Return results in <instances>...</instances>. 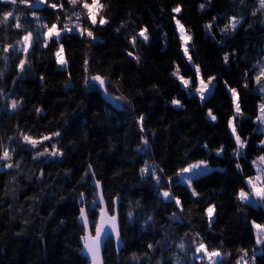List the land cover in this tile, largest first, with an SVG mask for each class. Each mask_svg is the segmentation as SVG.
<instances>
[{
  "label": "trees",
  "instance_id": "obj_1",
  "mask_svg": "<svg viewBox=\"0 0 264 264\" xmlns=\"http://www.w3.org/2000/svg\"><path fill=\"white\" fill-rule=\"evenodd\" d=\"M51 2L62 4L63 10L38 5L37 0L27 6L0 0V14L12 11L23 25L16 29L14 18L0 24V146L14 150L11 161L0 164H18L0 167V264H88L80 254L84 229L77 219L86 206L93 231L99 207L93 204L90 177L77 178L74 171L90 152L91 130L105 145L87 165L102 186L107 211L117 209L120 224V246L106 238L104 264H201L194 257V240L225 254L221 264H237L244 255L241 249L249 264H264V243L257 244L252 226L253 221L264 224V203L246 204L237 198L241 188L248 190L246 179L256 174L253 161L264 156V126L256 119L264 92L254 79L264 67V8L259 0H102L106 7L101 15L109 23L95 27L79 4ZM177 5L179 14L172 11ZM33 12L40 19H34ZM76 12L96 39L64 32L59 43L53 38L44 47L47 29L41 26L71 27ZM174 16L192 37L189 53L201 77L205 82L216 78L206 100L193 93L198 79L184 56ZM233 16L241 20L237 29L221 31ZM210 22L211 31L205 27ZM142 28L148 29L149 41L138 39L133 48L129 40ZM27 32L39 35L21 72L18 64L24 53L5 54L3 46L18 48L17 41ZM61 44L64 69L55 58ZM128 51L139 56V63ZM177 66L191 80L189 89L172 75ZM97 74L106 78V91L94 82L85 83L86 76ZM229 88L239 93V116ZM12 99L21 101L15 110ZM173 99L182 107L172 105ZM209 109L215 121L207 115ZM234 116L238 134L246 141L239 157L228 127ZM55 132L60 135L36 148L21 138L23 133L39 139ZM52 144L62 156L33 159L44 147L51 151ZM221 146L224 151L217 155ZM105 161L113 165L112 172H106ZM198 161H207L211 169L194 178L199 195L193 196L176 173ZM146 164L162 177L161 184L141 175ZM163 191L179 198L182 208L175 200L165 201ZM209 206L215 207L211 223L205 211Z\"/></svg>",
  "mask_w": 264,
  "mask_h": 264
},
{
  "label": "snow or ice",
  "instance_id": "obj_2",
  "mask_svg": "<svg viewBox=\"0 0 264 264\" xmlns=\"http://www.w3.org/2000/svg\"><path fill=\"white\" fill-rule=\"evenodd\" d=\"M3 2L6 3H11L13 5L17 3H22L27 5L31 4V0H3ZM243 3V0H241ZM68 3L73 5L74 7L79 4L80 7H82L85 10V14L87 16L88 22L95 27L97 24L103 26L109 23L108 19H106L101 13L105 9V5L102 3V0H91L89 3L88 0H68ZM260 7L264 8V0H259ZM38 5H46L47 7L51 9H57L60 8L63 10V5L58 4L56 2H51V0H37ZM201 10L204 9V5L202 4ZM173 13L179 14L182 9L179 5H177L175 8L172 9ZM255 14V13H254ZM34 19H40L39 17L36 16L35 12L32 13ZM76 16V22L72 23V26L70 27L69 24H65L63 29L58 28L56 23H53L50 27L47 25H42L41 27L46 28L47 30L43 32V37H44V47H48L49 41L55 38L56 42L59 43V40L64 32H79V34L83 36H87L89 38V41H94L96 37L93 34V31L90 28L84 27L83 24L80 21V13L76 12L74 13ZM15 19L17 22L15 23L14 27L16 29H21L23 27L22 23L20 22V17H14V13L12 11H6L0 14V24H8L10 20ZM57 19H59V16H57ZM173 19L176 22V27L179 32V38L181 40V47L183 49L184 56L187 57L189 64H192V57L189 55L190 51V41L192 37L190 35H187L186 29L184 25L181 24L179 19H176L174 16ZM216 17H213V20H215ZM71 20V18H69ZM241 20L238 19L237 17L233 16L229 18L228 23L225 25L221 31L224 32H229V31H234L237 29V27L240 25ZM212 23L210 22L207 24L205 27L211 31L212 29ZM123 27V24L121 25ZM117 31H120L118 28ZM38 33L34 32H27L25 35L21 37L19 41H17V44L20 45L19 48H14L13 45H4L3 46V53L7 54L10 51H22L24 53V58L20 59L19 64H18V69L23 72L26 68V65L28 64V56L30 55V50L32 48L33 42L36 38H38ZM140 39L142 40L143 43H147L149 41V35H148V29L147 28H142L138 33L135 35H132L129 43L133 46V48L136 46L137 40ZM128 56L132 57V59L136 60L137 63H139V56H136L133 54L132 51H128ZM56 57V63L62 67L67 66V60L65 59L64 56V47L61 44L59 49L55 53ZM5 60L8 59L7 55L3 57ZM224 60L225 63L228 62L229 56L226 53L224 55ZM88 64L89 62L85 60V72L87 73L88 71ZM195 71H196V77L199 80V86L196 87L195 91L196 94L199 95L201 101L206 100L208 94L212 90V85L213 81L216 79L215 77H209L207 82L204 81V79L201 77V71L200 67L198 65H195ZM174 77H176L180 83L184 86L185 89H189L191 87V80L186 79L183 75L180 74V69L179 66H177L176 70L172 73ZM247 75V73H246ZM255 81L257 85L259 86V90L261 92H264V83H261L264 81V67H261L258 75L255 76ZM41 80H43V77H41ZM89 82H94L95 84L99 85L101 89H105L107 87V80L105 77L97 74V75H92L90 77L86 76L85 83L88 84ZM245 87H248L247 84L244 85ZM229 92L231 93L232 97V103L234 106V110L237 116L241 115V107H240V102H239V93L237 89L235 88H229ZM3 93L0 91V98H2ZM117 99H123V97H118ZM21 101L12 99L10 102V107L11 109L15 110L20 106ZM172 105L177 106V107H182L181 102L177 99H173L171 101ZM36 111L39 113L41 111L40 108H37ZM211 120L215 121L217 117L213 114L212 110L209 109L208 114H207ZM257 121L261 124H264V104L260 105V114L257 116ZM144 117L141 116L139 118V122L143 123ZM235 121V116L232 118H229L228 120V127L231 130V135L234 137L235 142H236V148L234 150V153L236 156H243V149L246 146V141L241 139L240 135L238 134V126L236 125ZM141 130L143 131V127H141ZM60 135L59 132H55L52 134V136H42L39 139L33 138L27 133L21 134L22 140L32 148H36L37 145H43L45 141H50L52 137H58ZM11 139V137H10ZM261 145H264V140L260 141ZM143 144L147 145L148 141L146 139L143 140ZM0 161H11L12 159V151L7 147H2L0 146ZM217 155H220L223 153L224 148L221 146L219 149L216 150ZM62 156L63 153L57 149L56 144L51 145V151L49 150L48 147H44L43 151H38L36 152V155L33 157V159H36L37 157L40 156ZM259 163L257 161H253V166L257 170V175L254 177H248L246 179L247 185L250 187L251 192L245 191L243 188L240 189L238 193V200L241 201L242 203H252V198L255 197L256 201L259 203H264V156H260L258 158ZM0 167H7V168H13V167H18V164H13V163H4L0 164ZM236 167L239 169L240 164L237 163ZM201 169H207V161H198L197 163L189 164L187 167L181 168L178 170L176 173L177 177L180 178L181 183L187 184V187L191 190L193 196H198L199 193L193 188V181L194 178L198 175L201 174ZM91 171V165H89V172ZM141 175H150L153 179L156 180V183L159 185L162 182V177H160L157 173V171L154 168H150L147 164L145 167L141 168ZM161 172L163 171L162 169L160 170ZM88 173H86L87 175ZM94 175V174H93ZM171 180V178H169ZM95 186L97 189L100 188V182L97 180L95 182ZM160 195L165 199V201H171L175 200V205L178 208H182V202L179 198L175 197L170 193L169 191H163L160 193ZM84 194H81V197L83 199ZM99 203L102 205L104 203V198L102 195H99L98 197ZM95 206V204H94ZM206 215L211 223V221L214 218V212H215V207L214 206H209L206 210ZM131 215V214H129ZM177 217L175 214L173 215V219H176ZM80 219L83 223V226L85 228V235L81 238L84 242V248L86 249L87 253L91 256L93 264H98L99 262V255H100V248H101V243L103 240V237L105 235H108V231L106 229V225L110 226L111 232L115 233L117 237L119 236V233L116 228V217L115 215L108 217L107 212L104 208H101V220L96 223V230H95V235H89L88 234V228L90 221L87 216V211L85 208L80 209ZM253 228L256 231L257 234V244L264 243V224L256 223L253 221ZM199 235V234H197ZM194 244H196L195 247V254L197 255V258L200 260L207 259L208 264H221V261L223 259V256L225 254L221 253L218 250H209L208 245H206L202 240L200 242H196L195 240L193 241ZM149 248H152L153 245H149ZM178 247L181 249V251L184 250L185 245L184 243H180ZM241 252L244 253L240 257L239 260H237V264H249V261H247L244 257L246 256L245 250L241 249ZM202 254V255H201Z\"/></svg>",
  "mask_w": 264,
  "mask_h": 264
},
{
  "label": "water",
  "instance_id": "obj_3",
  "mask_svg": "<svg viewBox=\"0 0 264 264\" xmlns=\"http://www.w3.org/2000/svg\"><path fill=\"white\" fill-rule=\"evenodd\" d=\"M86 173H88V174L86 175ZM87 176L90 177V185L92 186V188H93L94 191H95V200L93 201V204L98 205V207H99V208H98V215H97V218H96V222H95V225H94L93 231H91V229H90V224H89L88 234H89V235H92V236L95 235L96 223H98V222L101 220V208H104V209L106 210V212H107V216H108V217H111V216L115 215V217H116V228H117V231H118V233H119V231H120V224H119V214H118V211H117V209H115L114 212H113L112 214H110V213L107 211V208H106L105 203H103L102 205L99 203V199H98V197H99V195H102V186H101V184H100V188H99V189L96 188V186H95V182H96L97 180H96V178L94 177V175L92 174V171L89 172V166H87V169H86V170L84 171V173H83V177H84V178H86ZM102 196H103V195H102ZM82 208H85V209H86V206H83ZM88 219H89V218H88ZM77 220H78V222L80 223V225H81V226L83 227V229H84V234H83V236H84L86 233H85V228H84V226H83V223H82V221H81V219H80V214H79ZM106 229H107V231H108L109 234H108V235H105V236L103 237V240H102V243H101V248H100V255H99V262H98V264H104V260H103V247H104V242H105V240H106V238H107L108 236H110V237L113 238V240L115 241L116 248H118V247L120 246V236L117 237V235H116L115 233H112V232H111V228H110V226L106 225ZM83 236H82V237H83ZM80 254H81L84 258H86L88 264H93L91 256L87 253L86 249L84 248V242H83L82 239H81Z\"/></svg>",
  "mask_w": 264,
  "mask_h": 264
},
{
  "label": "rangeland",
  "instance_id": "obj_4",
  "mask_svg": "<svg viewBox=\"0 0 264 264\" xmlns=\"http://www.w3.org/2000/svg\"><path fill=\"white\" fill-rule=\"evenodd\" d=\"M89 2H91V0H88ZM174 23H175V26H176V22H175V20H174ZM176 30H177V27H176ZM79 33V32H78ZM177 33H178V37H179V32H178V30H177ZM86 36V35H85ZM180 39V38H179ZM180 42H181V40H180ZM182 43V42H181ZM18 48L20 47V45H18L17 46ZM59 49V48H58ZM183 50V49H182ZM56 53V52H55ZM189 55H190V53H189ZM56 58V57H55ZM192 66H193V68L195 69V65L192 63ZM62 69H64V68H66V67H62V66H60ZM99 86V85H98ZM199 86V80H198V82H197V87ZM196 89V88H195ZM195 89L193 90V93L194 94H196V91H195ZM104 95L107 97V98H109V96L107 95V94H105L104 93ZM197 95V94H196ZM198 96V98L200 99V97H199V95H197ZM201 100V99H200ZM89 140H90V152H89V154L88 155H86V156H82V167L79 169V170H75L74 172H75V175H76V177L77 178H80L82 175H83V173H84V171L87 169V164H88V161H89V159L92 157V155L95 153V151L97 150V149H99V148H101V147H103L104 145H105V139L102 137V136H100L95 130H91L90 131V133H89ZM256 161H257V163H259V160L258 159H256ZM195 163H197V162H195ZM262 167H264V166H262ZM105 169H106V172L107 173H110V172H112V170H113V165L111 164V163H109V162H107V161H105ZM211 168L208 166V164H207V169H201L200 171H201V174H203V173H206V172H208L209 170H210ZM257 171V170H256ZM185 184V183H184ZM186 186H187V184H185ZM254 234H255V238H256V240H257V234H256V231H255V229H254ZM202 255V254H201ZM194 257H195V259L196 260H200V259H198L197 258V255L196 254H194ZM201 264H208V261H207V259L205 258V259H203L202 260V262H201ZM243 264V263H242Z\"/></svg>",
  "mask_w": 264,
  "mask_h": 264
},
{
  "label": "built area",
  "instance_id": "obj_5",
  "mask_svg": "<svg viewBox=\"0 0 264 264\" xmlns=\"http://www.w3.org/2000/svg\"><path fill=\"white\" fill-rule=\"evenodd\" d=\"M248 186V185H247ZM248 188H249V192L251 191V189H250V187L248 186ZM252 203H250V204H256L257 203V201H256V199H255V197H253L252 198ZM254 260V258H252V261Z\"/></svg>",
  "mask_w": 264,
  "mask_h": 264
},
{
  "label": "crops",
  "instance_id": "obj_6",
  "mask_svg": "<svg viewBox=\"0 0 264 264\" xmlns=\"http://www.w3.org/2000/svg\"><path fill=\"white\" fill-rule=\"evenodd\" d=\"M264 104V103H263ZM261 105V104H260ZM260 114V106H259V111H258V115ZM263 126H264V124H262ZM256 161V160H255ZM256 169V168H255ZM257 175V171H256V174H255V176ZM245 191H248L249 192V188H248V190L246 189ZM251 192V191H250Z\"/></svg>",
  "mask_w": 264,
  "mask_h": 264
}]
</instances>
